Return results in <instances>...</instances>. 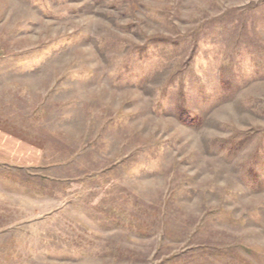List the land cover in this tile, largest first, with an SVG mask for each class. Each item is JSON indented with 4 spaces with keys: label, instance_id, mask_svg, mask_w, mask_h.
Returning <instances> with one entry per match:
<instances>
[{
    "label": "rangeland",
    "instance_id": "1",
    "mask_svg": "<svg viewBox=\"0 0 264 264\" xmlns=\"http://www.w3.org/2000/svg\"><path fill=\"white\" fill-rule=\"evenodd\" d=\"M0 128V264H264V0H0Z\"/></svg>",
    "mask_w": 264,
    "mask_h": 264
},
{
    "label": "crops",
    "instance_id": "2",
    "mask_svg": "<svg viewBox=\"0 0 264 264\" xmlns=\"http://www.w3.org/2000/svg\"><path fill=\"white\" fill-rule=\"evenodd\" d=\"M28 141V142H26ZM33 144V145H32ZM41 150L37 147L34 142L22 138H18L14 134L8 132L5 129L0 128V174L3 173V171L15 169L19 171L25 172L26 170L31 172L40 166L42 164V157L41 156ZM33 154L34 158L32 159H24L28 156H31ZM44 164V163H43ZM4 181L0 177V195L2 194V191L6 194H9V196L15 194L13 197L15 199L20 198L23 196V194L15 192L14 190H11V188H7V186H4ZM5 195V194H4ZM35 198V197H34ZM33 201V197L30 198ZM49 196L41 195L39 197H36L34 201L36 203H40V209L37 211V215H45L49 214L51 211L48 206L49 201H51ZM12 205H16L15 202H13Z\"/></svg>",
    "mask_w": 264,
    "mask_h": 264
},
{
    "label": "trees",
    "instance_id": "3",
    "mask_svg": "<svg viewBox=\"0 0 264 264\" xmlns=\"http://www.w3.org/2000/svg\"><path fill=\"white\" fill-rule=\"evenodd\" d=\"M182 121L187 123V124H192L194 123V119H191L188 115L183 114L181 117ZM8 227H13V225L8 226Z\"/></svg>",
    "mask_w": 264,
    "mask_h": 264
}]
</instances>
